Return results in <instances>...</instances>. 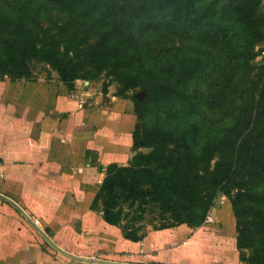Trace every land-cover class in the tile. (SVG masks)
<instances>
[{
  "label": "trees",
  "instance_id": "trees-1",
  "mask_svg": "<svg viewBox=\"0 0 264 264\" xmlns=\"http://www.w3.org/2000/svg\"><path fill=\"white\" fill-rule=\"evenodd\" d=\"M44 1L66 12L65 31L38 29L26 0H0V73L21 75L35 58L56 68L69 87L100 63L129 75L125 86L144 91L134 98L133 147L150 148L134 157L159 161L153 173L141 169L145 178L184 202L176 225L203 224L215 199L227 196L241 247L253 220L240 205L254 202L264 185V56L257 61L264 30H251L253 9L220 15L217 0ZM80 23L81 34L72 32ZM157 36L163 42L152 44ZM189 36L204 48H183ZM170 37L179 42L176 50Z\"/></svg>",
  "mask_w": 264,
  "mask_h": 264
},
{
  "label": "crops",
  "instance_id": "crops-1",
  "mask_svg": "<svg viewBox=\"0 0 264 264\" xmlns=\"http://www.w3.org/2000/svg\"><path fill=\"white\" fill-rule=\"evenodd\" d=\"M131 100L86 102L62 80L0 78V193L59 247L136 264H244L230 202L199 226L148 228L129 237L108 221L98 193L111 165L132 157ZM0 264H107L72 258L0 197Z\"/></svg>",
  "mask_w": 264,
  "mask_h": 264
},
{
  "label": "rangeland",
  "instance_id": "rangeland-1",
  "mask_svg": "<svg viewBox=\"0 0 264 264\" xmlns=\"http://www.w3.org/2000/svg\"><path fill=\"white\" fill-rule=\"evenodd\" d=\"M7 1L9 4H14L18 0ZM217 2L220 15H225V13L248 15L253 9L252 24H249L251 30L254 27L264 30V0L257 4L253 0H217ZM26 6L29 9L26 13L31 18L30 22L38 29L42 27H50L53 31L66 29L68 17L60 6L44 0H26ZM83 24L76 25L72 32L81 34ZM218 28L224 29L221 24H218ZM149 40L152 44L163 42L160 36L155 39L149 38ZM168 40L169 43L175 45L173 50H176V45L179 42L172 37ZM182 45L183 48L194 51L204 48L192 36L187 37ZM259 48H264V43L257 45V49ZM263 56L264 50L257 57V61H261ZM27 64L26 71L21 75L12 76L10 73H0V78L61 80L58 70L42 60L31 58ZM85 70L81 72L82 76L72 82L71 88L86 102H93L97 98H101L102 102L110 104L113 99L120 98L131 100L134 106V98L144 95V91L139 87L125 86L124 81L128 79L129 75H117L110 72L101 63L100 65H91ZM141 125L143 130L146 129L149 125L148 119L143 120ZM149 152L150 148L147 147H133L132 157L127 164L118 165L106 172L98 193V205L105 214H109L115 223L128 233H143L148 228L162 225L174 224L175 226L179 219L178 213L185 206L179 195L165 189L155 188L152 183L147 181L146 173L141 169H150L153 173L159 161L151 157L134 156L138 153L147 154ZM222 200L230 202L227 196L220 194L215 199L214 207L220 205ZM240 207L246 214H250V218L253 220L250 228L243 233L241 247H239L244 264H264V185L258 187L254 202L247 205L242 204ZM259 217L260 219H255ZM205 221L206 219L203 223Z\"/></svg>",
  "mask_w": 264,
  "mask_h": 264
},
{
  "label": "water",
  "instance_id": "water-1",
  "mask_svg": "<svg viewBox=\"0 0 264 264\" xmlns=\"http://www.w3.org/2000/svg\"><path fill=\"white\" fill-rule=\"evenodd\" d=\"M0 197L4 198L5 200L13 203L15 206H17L24 214L26 217L30 219V221L37 227V229L47 238V240L54 245L58 250H60L62 253L78 259V260H83V261H88V262H96V263H107V264H136V263H126V262H118V261H111V260H106V259H100V258H90V257H81L72 253H69L68 251L64 250L63 248L59 247L51 238L50 236L38 225L35 224L34 220L19 206L14 200L10 199L6 195H3L0 193Z\"/></svg>",
  "mask_w": 264,
  "mask_h": 264
},
{
  "label": "built area",
  "instance_id": "built-area-1",
  "mask_svg": "<svg viewBox=\"0 0 264 264\" xmlns=\"http://www.w3.org/2000/svg\"><path fill=\"white\" fill-rule=\"evenodd\" d=\"M214 220V216H213V213L210 211L209 213H208V215H207V218H206V223H210V222H212Z\"/></svg>",
  "mask_w": 264,
  "mask_h": 264
}]
</instances>
